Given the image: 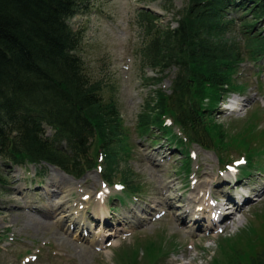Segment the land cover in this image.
Instances as JSON below:
<instances>
[{"label":"rangeland","instance_id":"rangeland-1","mask_svg":"<svg viewBox=\"0 0 264 264\" xmlns=\"http://www.w3.org/2000/svg\"><path fill=\"white\" fill-rule=\"evenodd\" d=\"M83 1L85 7L76 9L68 22L81 29L79 55L85 71L105 82L103 94L115 101L128 145L119 166L128 168L139 190L125 193L117 183H104L100 168L94 166L75 177L43 161L0 165L5 179L0 183V264H213V258L224 262L226 255L232 256L222 252L225 248L246 261L259 235L264 237V154L255 157L264 151V70L254 72L251 62L239 63L232 77L242 84L239 93L228 90L210 115L222 122L231 144L236 131L249 129L250 115L261 114L252 127L254 166L249 174L225 175L214 151L190 143L189 168L183 176L176 150L159 134L136 128V114L155 88L141 76L158 73L149 68L143 73L138 64L134 50L142 40L133 21L138 5L146 4L172 26L185 0ZM173 71L164 69L158 85L168 90ZM231 100L236 108H224ZM246 152L233 146L226 161L245 164L240 157L246 159ZM197 186L200 195L217 199L226 190L231 195L246 193L249 199L235 205L230 220L221 219L206 230L202 219L192 222L191 205L186 207ZM61 188L69 190L62 200ZM205 199L197 204L195 215L209 213ZM108 230L112 233L105 234Z\"/></svg>","mask_w":264,"mask_h":264},{"label":"trees","instance_id":"trees-1","mask_svg":"<svg viewBox=\"0 0 264 264\" xmlns=\"http://www.w3.org/2000/svg\"><path fill=\"white\" fill-rule=\"evenodd\" d=\"M84 5L83 0H0V165L43 161L75 177L94 166L106 182L116 177L125 193L137 192L128 168L119 166L128 152L127 130L112 95L103 94L106 83L85 71L81 29L68 22ZM175 13L171 26L157 13L136 10L138 64L143 73L144 68L158 73L141 76L155 88L136 114V128L171 145L184 175L190 143L214 151L220 162H227L233 146L244 147L240 169L248 173L254 164L252 127L261 114L250 115L249 129L236 131L231 144L222 122L210 115L228 90L240 91L242 84L232 79L239 63L264 70V0H185ZM170 68L166 90L158 84ZM223 251L232 256L224 262L213 258V264H264V237L259 235L246 261Z\"/></svg>","mask_w":264,"mask_h":264},{"label":"bare ground","instance_id":"bare-ground-1","mask_svg":"<svg viewBox=\"0 0 264 264\" xmlns=\"http://www.w3.org/2000/svg\"><path fill=\"white\" fill-rule=\"evenodd\" d=\"M231 102V104H230V106L231 107H233V105H232V103H233V101H230ZM68 180V179H67ZM69 181V180H68ZM63 182V181H62ZM68 183V182H67ZM61 185V184H60ZM66 186V185H65ZM197 188H199L198 190H196V188L195 189H193L192 190V192H191V195H193V197L191 198V197H189L188 199H187V205H186V207H188V204H190L191 205V209L189 210V212H191V216L193 217V215H195V214H197V212H196V208H197V204H200L201 203V201L203 200V194H201L200 195V193L201 192H199V191H201V189H200V187L199 186H197ZM61 190V193L58 195V199H61L62 200V198H64V195H65V191L67 190V191H69L68 190V188H61L60 189ZM195 190H196V192H195ZM230 192V191H229ZM196 193V194H195ZM208 195V194H207ZM206 201L208 200L207 198L205 199ZM204 201V200H203ZM202 201V202H203ZM81 202V199H80V201L78 202V203H80ZM192 202H195V205L193 206V203ZM77 203V204H78ZM43 211V210H42ZM199 215L201 216V212L199 213ZM185 216V215H184ZM177 217V219H179V222H180V215H177L176 216ZM36 219V218H35ZM199 219V218H198ZM32 220H33V218H32ZM35 221V220H34ZM196 220H194L193 219V223L195 222ZM37 222V221H36ZM178 222V221H177ZM192 223V224H193ZM110 233H112V230H108V231H106L105 232V234H110Z\"/></svg>","mask_w":264,"mask_h":264},{"label":"water","instance_id":"water-1","mask_svg":"<svg viewBox=\"0 0 264 264\" xmlns=\"http://www.w3.org/2000/svg\"><path fill=\"white\" fill-rule=\"evenodd\" d=\"M138 6H140L141 8L150 10L152 12H155V13L158 12L157 10L153 9L152 7H150L149 5H146V4H139Z\"/></svg>","mask_w":264,"mask_h":264}]
</instances>
